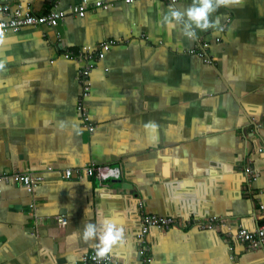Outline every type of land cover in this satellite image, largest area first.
<instances>
[{
  "label": "crops",
  "instance_id": "1",
  "mask_svg": "<svg viewBox=\"0 0 264 264\" xmlns=\"http://www.w3.org/2000/svg\"><path fill=\"white\" fill-rule=\"evenodd\" d=\"M191 2L87 0L80 17L82 0H0L9 13H65L0 36V176L39 179L31 193L2 183L0 264H81L95 240L70 234L98 215L124 229L106 254L141 264L144 214L191 223L150 228L149 264H264L263 251L235 240L264 220V0H226L212 14L219 24L188 38L162 17ZM107 39L117 44L95 61L79 111L86 49ZM204 43L212 64L190 53ZM89 164L113 178H64ZM213 218L224 223L199 228Z\"/></svg>",
  "mask_w": 264,
  "mask_h": 264
},
{
  "label": "built area",
  "instance_id": "2",
  "mask_svg": "<svg viewBox=\"0 0 264 264\" xmlns=\"http://www.w3.org/2000/svg\"><path fill=\"white\" fill-rule=\"evenodd\" d=\"M122 1V0H121ZM130 2L138 1V0H129ZM167 1V0H163ZM107 2L98 1L95 3V7H101L106 9L109 5ZM89 7L87 4V0H82V4L76 5L73 7L74 13L78 16H84L86 13V9ZM0 12L3 14L4 18L0 19V36L8 33L9 31H18L23 26H54L64 19L65 13L61 11H52L47 15L36 16L32 13L23 10L21 6H17L14 12L9 13V8L7 6H0ZM117 44V41L114 39H107L103 42H100L96 51L91 50V48L86 49L87 57L86 62L87 65L85 68L79 71L77 76L78 82L82 86V93L80 98L78 99V110L83 111L84 109V98L88 97V82L87 77L90 71L94 68L95 61L101 60L106 52L110 50L111 46ZM205 52V49L201 50ZM194 52V51H193ZM206 55V52H205ZM207 56V55H206ZM69 57V56H66ZM210 62V60L208 61ZM84 90V91H83ZM82 121L86 124L88 131H93V126L90 124L89 117L86 113L82 116ZM262 151V149H260ZM245 173L248 176L252 175V170L247 168ZM87 176L89 178H95L99 182H106L113 178V174L111 170H107V168L97 166L95 164H89L86 167L82 168V170H71L67 169L64 171L63 176L66 179L71 178L72 176ZM8 179L13 180L21 184L28 192H32L34 187L38 182V178H33L28 174H20L16 173L12 176H8L6 174L0 176V190L2 187V183L7 181ZM56 222L59 226H64L66 224V218L57 217ZM182 222L173 219L171 217H160L157 215L144 214L142 216V226L137 234V248L136 255L140 259L141 264H149L151 262L150 255V247L148 241V232L150 228H157L159 230H167L171 227H191V223L188 226L181 224ZM198 226L202 230L212 229L214 226L219 227L222 225V220L213 218L207 221H199L197 222ZM222 223V224H221ZM235 240L239 243L243 244L247 250H261L264 252V220L262 223L255 228L254 231H246L239 229L235 232ZM81 264H118L109 254H105L103 257L97 255V250L93 249L88 253H85L81 258Z\"/></svg>",
  "mask_w": 264,
  "mask_h": 264
},
{
  "label": "clouds",
  "instance_id": "3",
  "mask_svg": "<svg viewBox=\"0 0 264 264\" xmlns=\"http://www.w3.org/2000/svg\"><path fill=\"white\" fill-rule=\"evenodd\" d=\"M226 0H192L183 10L174 4L169 5L168 10L162 17V23L169 29L181 26V31L188 38L197 35V29L207 30L219 24V17L212 18V14L222 6ZM91 212L90 208L85 209V214ZM123 227L109 217L98 215L95 222L88 221L79 232L70 235L79 236L84 241L95 240L97 255L103 257L110 248L121 240Z\"/></svg>",
  "mask_w": 264,
  "mask_h": 264
},
{
  "label": "rangeland",
  "instance_id": "4",
  "mask_svg": "<svg viewBox=\"0 0 264 264\" xmlns=\"http://www.w3.org/2000/svg\"><path fill=\"white\" fill-rule=\"evenodd\" d=\"M123 1V3H125V4H127V5H130V4H132V3H134V2H136V1H134V2H130L129 0H122ZM207 44L206 43H204L202 46H204V49H205V51H207V48H208V46H206ZM196 48H194V49H192V50H190V53H193V54H195V55H197V56H199L200 58H202V60H203V62L204 63H206V64H212L213 62H212V59H210L208 56H206L205 55V52H202L200 49H199V51H195V52H193V50H195ZM210 60V62H208ZM84 91V90H83Z\"/></svg>",
  "mask_w": 264,
  "mask_h": 264
}]
</instances>
